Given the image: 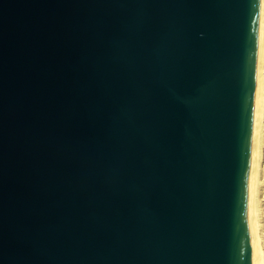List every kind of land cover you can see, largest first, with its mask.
<instances>
[{"label": "water", "instance_id": "1", "mask_svg": "<svg viewBox=\"0 0 264 264\" xmlns=\"http://www.w3.org/2000/svg\"><path fill=\"white\" fill-rule=\"evenodd\" d=\"M262 0H0V264H254Z\"/></svg>", "mask_w": 264, "mask_h": 264}, {"label": "bare ground", "instance_id": "2", "mask_svg": "<svg viewBox=\"0 0 264 264\" xmlns=\"http://www.w3.org/2000/svg\"><path fill=\"white\" fill-rule=\"evenodd\" d=\"M256 69V114L249 135V237L254 264H264V0L261 1Z\"/></svg>", "mask_w": 264, "mask_h": 264}]
</instances>
